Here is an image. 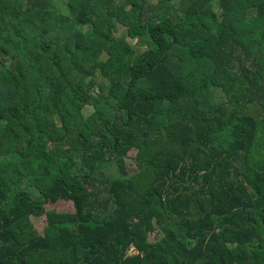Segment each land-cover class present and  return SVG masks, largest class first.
<instances>
[{
    "label": "trees",
    "instance_id": "trees-1",
    "mask_svg": "<svg viewBox=\"0 0 264 264\" xmlns=\"http://www.w3.org/2000/svg\"><path fill=\"white\" fill-rule=\"evenodd\" d=\"M0 264H264V0H0Z\"/></svg>",
    "mask_w": 264,
    "mask_h": 264
},
{
    "label": "rangeland",
    "instance_id": "rangeland-1",
    "mask_svg": "<svg viewBox=\"0 0 264 264\" xmlns=\"http://www.w3.org/2000/svg\"><path fill=\"white\" fill-rule=\"evenodd\" d=\"M151 1L155 2L157 0H151ZM216 9L218 11H220L219 7H216ZM116 32H117V34L124 35L125 38L137 49L138 52H142L143 50H145L149 46V43L145 37H140L139 39H131L130 37H128L126 35V30L124 29L123 26H120ZM102 81L104 82L102 77L98 76L97 82L100 83ZM214 99H215V101H221V100L225 99V96H224V93L222 92V90L217 89L215 91ZM85 111L87 114L91 113L90 109H86ZM136 152H137V150H133L132 154H136ZM115 167H116V165L113 163L110 165L109 174H111V175L117 174V170ZM56 209L60 212H74L73 204L71 202H67V201H63V202L58 203L56 205ZM33 222L36 225L37 230L43 234L45 232L47 225H48L47 218L46 217H40V218L34 217ZM163 235H164V232L160 228H158V230L156 232L152 233V239L155 240V239L161 238Z\"/></svg>",
    "mask_w": 264,
    "mask_h": 264
},
{
    "label": "built area",
    "instance_id": "built-area-1",
    "mask_svg": "<svg viewBox=\"0 0 264 264\" xmlns=\"http://www.w3.org/2000/svg\"><path fill=\"white\" fill-rule=\"evenodd\" d=\"M134 251H135V247L133 246L132 249L130 250V253L133 254Z\"/></svg>",
    "mask_w": 264,
    "mask_h": 264
}]
</instances>
